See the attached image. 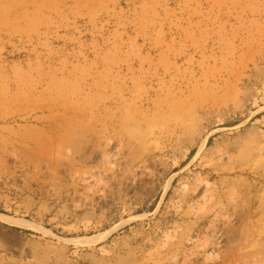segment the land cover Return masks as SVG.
<instances>
[{
	"label": "rangeland",
	"instance_id": "obj_1",
	"mask_svg": "<svg viewBox=\"0 0 264 264\" xmlns=\"http://www.w3.org/2000/svg\"><path fill=\"white\" fill-rule=\"evenodd\" d=\"M0 264H264V0H0Z\"/></svg>",
	"mask_w": 264,
	"mask_h": 264
},
{
	"label": "bare ground",
	"instance_id": "obj_2",
	"mask_svg": "<svg viewBox=\"0 0 264 264\" xmlns=\"http://www.w3.org/2000/svg\"><path fill=\"white\" fill-rule=\"evenodd\" d=\"M10 219H12V218H10ZM10 219H8L7 217H4V216L0 215V221L1 222H4V223H8V224L13 225V221H11Z\"/></svg>",
	"mask_w": 264,
	"mask_h": 264
}]
</instances>
